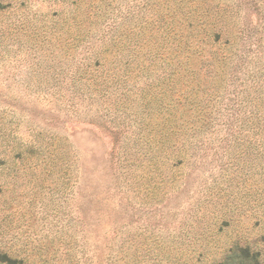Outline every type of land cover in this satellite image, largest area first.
I'll use <instances>...</instances> for the list:
<instances>
[{
    "label": "rangeland",
    "instance_id": "1",
    "mask_svg": "<svg viewBox=\"0 0 264 264\" xmlns=\"http://www.w3.org/2000/svg\"><path fill=\"white\" fill-rule=\"evenodd\" d=\"M184 2L0 0V264H264V0Z\"/></svg>",
    "mask_w": 264,
    "mask_h": 264
},
{
    "label": "trees",
    "instance_id": "2",
    "mask_svg": "<svg viewBox=\"0 0 264 264\" xmlns=\"http://www.w3.org/2000/svg\"><path fill=\"white\" fill-rule=\"evenodd\" d=\"M186 4L187 11L184 12L183 20L180 21L181 30L174 35V40L171 44V54L167 58L166 65L170 68H176L181 62V67L192 65L197 61V58L203 54V44L206 40L212 38L211 26L209 22L202 19H197L199 14V6L195 3L191 4V0H183ZM197 7V8H196ZM184 51L192 53L191 56H186ZM196 58V60L194 59ZM194 60V61H193ZM177 124L174 123L170 118L165 121V130L170 135H175ZM167 141H171L167 139ZM170 145H176V142H170Z\"/></svg>",
    "mask_w": 264,
    "mask_h": 264
}]
</instances>
